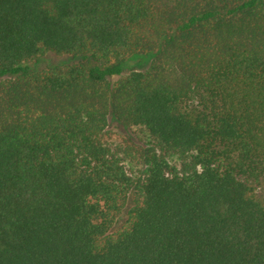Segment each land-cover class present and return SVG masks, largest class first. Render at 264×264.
Listing matches in <instances>:
<instances>
[{"label": "trees", "instance_id": "1", "mask_svg": "<svg viewBox=\"0 0 264 264\" xmlns=\"http://www.w3.org/2000/svg\"><path fill=\"white\" fill-rule=\"evenodd\" d=\"M0 264H264V0H0Z\"/></svg>", "mask_w": 264, "mask_h": 264}, {"label": "rangeland", "instance_id": "2", "mask_svg": "<svg viewBox=\"0 0 264 264\" xmlns=\"http://www.w3.org/2000/svg\"><path fill=\"white\" fill-rule=\"evenodd\" d=\"M136 57H138V56H136ZM136 57H134V58H136ZM66 61H69V58H67V56H57L53 53H49L48 55H46V57L44 59H42L39 63H37L35 67L42 69V68H46L50 65L59 64V63H63ZM147 62H148L147 56H139L137 59L132 60L131 64L133 66L131 65L128 68H126L124 73H127L131 70H134V69H138V68L140 69L142 67L148 66ZM116 78H117V76H114L112 78V80H114ZM108 131H109V135L113 138H128L135 143L141 142L142 137H143L142 134L140 132H138L137 130L133 131L130 128L120 124L115 119H112L111 117L109 120ZM131 204H132V200L129 199L125 209L122 211V213L120 214V216L116 220L114 229H119L120 227H122L126 223L127 218H128V211H129Z\"/></svg>", "mask_w": 264, "mask_h": 264}]
</instances>
